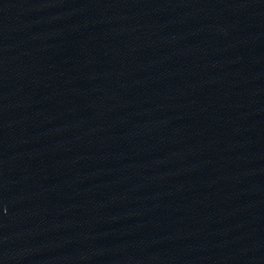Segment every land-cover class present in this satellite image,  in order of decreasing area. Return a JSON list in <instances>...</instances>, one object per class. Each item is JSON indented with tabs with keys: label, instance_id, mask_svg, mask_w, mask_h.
Segmentation results:
<instances>
[{
	"label": "water",
	"instance_id": "obj_1",
	"mask_svg": "<svg viewBox=\"0 0 264 264\" xmlns=\"http://www.w3.org/2000/svg\"><path fill=\"white\" fill-rule=\"evenodd\" d=\"M0 264H264V0H0Z\"/></svg>",
	"mask_w": 264,
	"mask_h": 264
}]
</instances>
